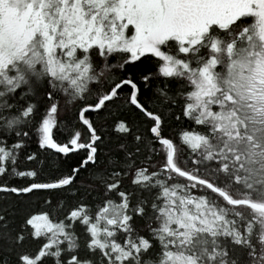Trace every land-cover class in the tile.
<instances>
[{"label": "snow or ice", "instance_id": "6c2138e0", "mask_svg": "<svg viewBox=\"0 0 264 264\" xmlns=\"http://www.w3.org/2000/svg\"><path fill=\"white\" fill-rule=\"evenodd\" d=\"M0 264H264V0H0Z\"/></svg>", "mask_w": 264, "mask_h": 264}]
</instances>
